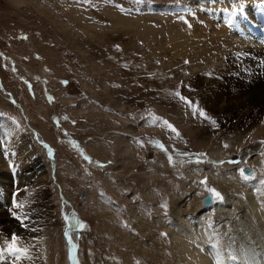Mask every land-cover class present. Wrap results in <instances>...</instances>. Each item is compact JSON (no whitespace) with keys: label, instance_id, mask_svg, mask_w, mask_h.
<instances>
[{"label":"rangeland","instance_id":"374dc122","mask_svg":"<svg viewBox=\"0 0 264 264\" xmlns=\"http://www.w3.org/2000/svg\"><path fill=\"white\" fill-rule=\"evenodd\" d=\"M192 1L0 0V136L7 127L1 120L13 122L34 141L49 171L37 186L20 189V179L22 184L36 169L27 160V148L17 142L19 153L1 157L0 174L3 164L11 167L9 159L20 155V175L6 179L10 188L0 175V199L13 201L0 211V235L20 228L13 232L20 237L18 245L29 248V255L35 251L39 264H72L65 217L73 210L85 224L72 236L80 264H177L172 235L191 233L181 230L188 200L208 194L198 182L207 177L208 185L227 180L242 188L239 172L208 164L241 154L253 141L230 145L223 104L208 99L204 104L195 86L198 79L214 77L178 57V41L171 38L177 18L187 14L177 7ZM259 48L245 53L246 60L260 59L255 53L264 58ZM239 67L233 76L241 73ZM194 106L210 119L194 114ZM38 136L42 143L34 140ZM46 146L55 150L57 174ZM180 153L206 156L197 164ZM85 156L104 166L92 167ZM261 156L256 176L264 173ZM255 192L250 199H258ZM165 202L167 209L161 207ZM4 216L15 224H7ZM191 224L194 235L196 222ZM29 235L40 238L30 241Z\"/></svg>","mask_w":264,"mask_h":264},{"label":"bare ground","instance_id":"6f19581e","mask_svg":"<svg viewBox=\"0 0 264 264\" xmlns=\"http://www.w3.org/2000/svg\"><path fill=\"white\" fill-rule=\"evenodd\" d=\"M177 10L181 13H187L177 18L179 21L175 22V33L171 37L172 40L175 38L178 41L175 46L179 54L178 57L191 62L200 72H205L214 77L213 80L198 79L195 82V86L199 89L198 96L204 104H207V99L215 104L220 102L223 104V110L227 114L226 126L230 130V145L232 144V147L238 142L253 141L243 149L241 154L231 158L241 160V164H229L226 162L228 160L220 164L215 159V162L207 164L210 168L221 166L230 173H237L239 167L252 168L253 170L261 168V153L264 152V146L258 142L264 140V58L261 54L255 53L252 56L260 55V59L250 56L248 61L244 54L255 50L256 48L252 49V47L257 46L258 48L260 46L259 50L264 53V0H193L191 4L184 3V7L178 6ZM189 25L191 26L189 27ZM251 27L255 28L254 33L250 30ZM241 65V73L233 76V68L239 66L241 68ZM1 123L7 127H3L0 136L4 141V145L0 147V159L14 151L19 153L18 150L20 149L16 147L17 142L24 144L27 148V160H30L36 169L31 171L30 179H26L22 184L19 178V186L20 189L37 186V182L40 181L38 178L42 174L48 177L49 171L45 169L34 141L28 139L15 127L13 122L7 120L5 122V119H2ZM4 135H7L6 139H4ZM248 137L250 138L247 139ZM34 140L36 142L40 140L42 143L39 136ZM24 146L22 145L23 148ZM167 153L170 152L167 151ZM216 153L218 157H221L219 148H217ZM19 157L20 155H17L9 159V162L10 160L14 161H12L13 164L10 162L11 167L6 163L2 166L3 170L0 175H2L3 180L1 179V183H6L7 188H10V183L6 181L10 180V177L12 179L16 174L20 175L18 172L20 165L17 164ZM54 157L50 154L53 175L57 174V164L52 162ZM231 159L229 158V160ZM90 160L92 167L101 168L92 158ZM22 164L24 163L22 162ZM262 174H257L258 176L255 174L254 179L247 182L243 181L241 189L234 185L237 182L231 184L227 180L226 183L211 182L209 185L224 195L223 204L214 203L211 207H205L204 198L195 197L193 200H188L186 210H184L185 214L180 211L178 206L179 219H182L180 212L184 216L182 222L180 221L181 226L185 224L184 227H181L185 229H180L183 232L189 229L191 233L185 232V234L183 233L184 236H179L172 232L177 250V264H216V250L211 245L217 241L219 242L223 264H246L254 253L264 254V204L261 205L264 203V184L261 183L264 181V173ZM22 176H20L22 180L25 179L24 174ZM230 188L234 190H230ZM253 191L259 194L258 199L254 197L250 199V193ZM247 194H249L248 198L246 197L248 203L244 202ZM0 198H2L1 194ZM7 202L9 204H6ZM12 204L13 201L6 199V197L4 200L0 199V211H3V207L5 209ZM68 218L66 238L70 246L71 262L72 264H80L77 243L72 237L76 229L70 226L78 218L75 213H72ZM2 219L9 225L15 224L10 218L5 219V216ZM179 219L177 217V221ZM189 221L191 222L189 223ZM192 221L196 222L197 226L194 228L196 243L194 239L192 242L190 241L191 235L194 236L192 234ZM178 227L180 226L178 225ZM19 229L13 226L6 228L3 232L5 235L9 234V237L0 235V248H6L7 242L14 234L13 232L18 234ZM27 237L31 238L30 241L40 238L32 235ZM191 244L195 246L194 250H192L193 247L190 249ZM230 254L237 256L238 260L232 261ZM7 255L9 254L5 251L0 257V264H14L15 260L10 262L12 259ZM31 256L32 260L15 261V264H39L35 259V251H32Z\"/></svg>","mask_w":264,"mask_h":264},{"label":"snow or ice","instance_id":"6c2138e0","mask_svg":"<svg viewBox=\"0 0 264 264\" xmlns=\"http://www.w3.org/2000/svg\"><path fill=\"white\" fill-rule=\"evenodd\" d=\"M89 2H90V0H89ZM185 22H187V21H185ZM190 26L191 25H189V27ZM117 48H119V46H117ZM64 83H67V82L65 81ZM175 95L179 96L181 100H185V102L188 103L189 105H192V101L187 100L179 92H176ZM193 113L194 114L198 113L201 117H204L205 119H210V117L207 116L206 112L200 110L198 106L193 107ZM162 123L167 127L168 130L179 135V133L177 132V129L170 122H168L167 120H162ZM212 123H215V121L213 120ZM258 143L261 146H264V140H261ZM155 146L159 147V148L163 149L165 152H167V149L165 148V146L162 143H157ZM224 147L227 148L228 145L225 144ZM50 154H51V150H50ZM261 154L264 155V152H262ZM179 155L188 156L191 158V162H194L197 164L203 163L204 160H202L201 157L206 156L205 153H180ZM84 158L86 160H89V162H91L89 157L85 156ZM168 160H169L170 164H173V166L175 165L176 161L174 160V157L171 154L168 155ZM181 162H183V161H181ZM226 162L229 164H235V165H239L242 163V161L239 159H231V160H228ZM219 163L223 164V163H225V161H219ZM103 166L104 165H101V167H103ZM238 172H239L241 179L245 182L254 179V173L251 175L248 174L246 172L245 168H243V167H239ZM261 183L264 184V181H261ZM198 184L203 186L204 189L209 193V196L206 198V203H208V204H214V203L223 204L224 203V195L220 191H218L215 187H210L208 185L207 177H205L203 180H200L198 182ZM17 207H20V206L17 205ZM161 207L167 209L166 202L164 204H162ZM16 218L20 219V220L26 219V217H20V216H17ZM65 219L68 220L69 218L66 216ZM24 226L26 227L27 225H24ZM70 226L74 229H83L85 227V224L79 220H76L75 223L70 225ZM161 235L166 236L167 234L162 233ZM19 239H20V237H18L16 234H13L11 236L10 241L7 242V247L6 248H0V257L3 256V253L5 251H7V253L9 255L15 257V261H19L21 259H31L30 255H29V251H30L29 248L20 247L18 245ZM211 247L216 250V264H223V258L221 257V253L219 251V242L217 241V243L212 244ZM230 253H231V250H230ZM230 259L232 261H237L238 257L230 254ZM15 261H14V264H15ZM261 262H264V254H255L254 253L252 255V257L246 262V264H261Z\"/></svg>","mask_w":264,"mask_h":264},{"label":"water","instance_id":"95a60500","mask_svg":"<svg viewBox=\"0 0 264 264\" xmlns=\"http://www.w3.org/2000/svg\"><path fill=\"white\" fill-rule=\"evenodd\" d=\"M246 172H247L248 174H251V172H250L249 170H246ZM204 205H205V206H209V205H210V204L206 203V198H204Z\"/></svg>","mask_w":264,"mask_h":264}]
</instances>
